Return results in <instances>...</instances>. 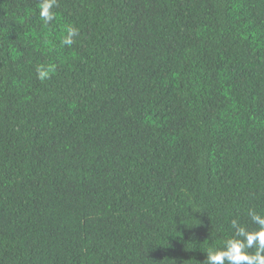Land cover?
<instances>
[{"label":"trees","instance_id":"1","mask_svg":"<svg viewBox=\"0 0 264 264\" xmlns=\"http://www.w3.org/2000/svg\"><path fill=\"white\" fill-rule=\"evenodd\" d=\"M38 2L0 0V264H203L256 230L264 0Z\"/></svg>","mask_w":264,"mask_h":264},{"label":"clouds","instance_id":"2","mask_svg":"<svg viewBox=\"0 0 264 264\" xmlns=\"http://www.w3.org/2000/svg\"><path fill=\"white\" fill-rule=\"evenodd\" d=\"M59 6V0H39L38 15L45 26L56 19L54 9ZM60 41L61 46L71 47L75 38L80 35L77 27L69 24ZM54 68L52 65H37L36 77L40 81L50 78ZM252 222L258 226L256 230H248L237 219L231 220L233 235L221 242L219 247H210L206 252L203 264H264V216L254 210L248 213ZM254 249V251H249Z\"/></svg>","mask_w":264,"mask_h":264}]
</instances>
